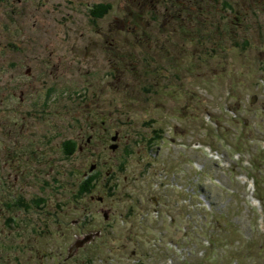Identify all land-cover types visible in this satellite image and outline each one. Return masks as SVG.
Returning <instances> with one entry per match:
<instances>
[{
  "label": "rangeland",
  "instance_id": "obj_1",
  "mask_svg": "<svg viewBox=\"0 0 264 264\" xmlns=\"http://www.w3.org/2000/svg\"><path fill=\"white\" fill-rule=\"evenodd\" d=\"M151 1H154L158 7H162L166 3V0H65L63 8L64 31L67 34L65 32L64 34H57L63 41L65 40V48L70 46V44H67L68 40L76 46L81 47L86 44L89 48V56L86 57L85 64L76 60L72 62V59L67 56L66 74H69L73 84L80 83L81 85L75 89V91L81 92L77 93V97L82 95L81 107L78 113L65 112L67 108L71 109L76 106V102H73L74 98L72 99L73 96L71 97L72 91L68 93L69 88L62 89L67 91V94H65L66 99L45 98L48 94L57 91V87L39 88L36 86L39 89H27L20 86V88L14 89L17 86L14 85L15 82L23 78L22 75L19 76V72L24 63L16 67V72L0 71V138L4 139L5 142H7L9 135L15 134L20 137L14 126L16 125L17 104L21 102L14 99L23 96L25 106L32 99H49V105L56 103L55 107L50 106V109L54 111L50 110L49 149L32 148L28 152L18 150L16 151L17 160L9 167L4 168L7 170L19 165L24 170L29 167L34 172L40 165H43L44 172L41 175H45V171L49 168L48 183L51 200L59 193V188L64 191V186L66 197L71 198L69 185H76L78 182L77 169L81 167L87 169L91 161L97 160L96 162L103 166L104 170L111 168V171L115 173L116 188L112 191L113 196L107 197L104 203H108V208L112 211L117 209L116 214L120 211L124 215L127 207L138 202L147 209L152 205L149 201L150 196L147 195L150 192L149 183L146 185L139 184V182L133 184V178L136 175L146 177L154 171L159 172V168H162L164 171L160 170V172H163V175L166 174L168 180L174 177L173 180L181 182L184 187L189 186L191 191L194 192V196L203 194L207 197L211 204L213 203L216 211L214 214L220 218V225L217 227L212 225V222L215 221L213 216H209L207 227H205L203 224L205 213L182 203V192L180 190L168 188L158 193L157 207L161 212L158 221L151 222L150 217H148L141 224H138L143 219L139 218L141 214L131 215L130 212L126 214L131 217L133 226L125 224V220L119 222V224L124 223L123 225H117L116 222L117 224L114 227H111V222L115 219L103 221V231L108 239V245H111L115 250L112 255H106L101 248L89 244L87 249L85 247V250H77L72 259L63 258L59 263H54L47 255L43 259L48 264H98L99 257H101L103 259L102 264H133L136 259L134 257L143 252L151 256L153 259L152 264H163L166 254L170 253L166 248L173 249V246L167 243L169 239H172L178 248L188 247L183 256H186L190 262H202L203 264H264V230L260 225L261 219H264V213L261 209L257 216L250 211L252 208L243 202V199H245L243 189L240 184L238 186L233 180L237 168L232 169V171L229 169V165L224 174L217 172L213 162L207 159L200 150L196 152L191 149V143L194 141L210 143L221 150L226 149V151L227 147L234 148L239 140L236 139V136L239 135L244 123L248 124L245 132L249 135V140L245 143L248 145L252 143L253 146L264 145V0H230L232 5L238 9L241 20L242 13L247 14L246 21L250 26L244 28L241 32L237 27L232 26L230 22L233 12L229 11L228 8L224 10L220 3L216 6L221 7L220 13L226 14L223 17L225 24L221 39L218 38L219 36L213 26L216 15L204 21V37L201 38V32L198 36V39L202 40H197L194 35L188 36L183 31H177L176 44L173 43L175 44L178 66L172 72L156 73L155 77L160 81L158 86L154 84L152 74L138 72L143 70V66L139 65L140 61L137 56L138 60H132V57L120 62L115 61L112 76L108 78L111 85L105 82L107 78L104 71L85 72L84 69L88 66L100 68L104 65L103 54L93 44V35L89 34L84 39L78 37L79 32L92 33L98 31L96 23H98L97 26H103V29L106 28L108 31L114 32V38H118L115 39L114 52L119 53L124 58L126 42L122 38L125 35L116 31L124 29L123 26L127 25L126 21H130L129 26H132L133 20L140 17L139 22L142 21V26L145 30L148 29L146 32H168L175 29V21L172 23L170 21L164 22L160 18H158V21H152V17H150L149 22L148 17L152 16V13L148 11V9H151ZM191 1L187 3L190 4ZM92 2H107L112 5V13H109L107 18L103 20L95 21V26H93L87 14L90 13ZM249 7L251 11L248 10ZM96 8L97 6L93 9L95 14L100 12L96 11ZM152 9L155 10V7H152ZM163 10L165 12L164 7H162V12ZM194 12L198 13L195 10ZM32 13L34 19L30 23L27 12L24 15L20 14L22 22L19 23V26L20 24L24 26L25 33H28L29 24H31L29 31H40L39 24H34V22L43 19L45 15L35 11H32ZM153 13L156 17L161 16L155 11ZM208 20L211 22H208ZM111 23L112 29L110 27ZM207 23H209V28H207ZM13 24L18 28L17 23L13 22ZM192 25L201 31L200 21H195L190 26ZM226 27H228L227 31ZM6 31L7 29L0 30V45L8 47L5 44L8 39L3 35V32ZM11 33H14V31L11 30ZM243 36L250 37V43L244 49L236 46L237 43L238 45L243 43L241 40ZM14 39H17L15 34L9 40ZM171 42L168 43L167 48H169V44L174 46ZM220 43L227 44L228 48L220 50L218 48ZM153 54L159 59L160 54L158 51ZM190 54L197 61L194 67H190L187 61ZM97 55L102 56L101 64L96 59ZM162 55L168 54L163 52ZM2 57L3 55L0 54V62L4 64L5 61L2 60ZM259 60H261V63H259ZM161 63L165 64L163 61ZM180 64H186V66H180ZM51 67V65L42 61L35 74L41 77L44 75L45 70ZM82 68L83 71L79 73ZM257 71H259V74L262 73V76L256 83L254 74ZM171 74H176L177 77L172 78ZM7 80L10 83H6ZM230 85L234 86L235 91L241 95L240 103L244 113L243 122L230 121L229 116L223 110L225 103L235 101L234 96H227ZM35 91L37 92L35 93ZM252 98L253 101H251ZM85 99L93 101V107H96L98 111H105L106 121L109 124L107 130L109 136L118 131L119 134L121 133V138L117 140L118 147L115 150L110 149L108 142L105 146L101 145L100 148H81L80 151H75L71 157L67 158L61 150L64 139L74 138L79 141L84 138V131H87V133L89 131L95 132L92 128L97 122L94 115L86 110ZM258 106L261 108H258ZM206 113L218 118L221 124V127L217 128L220 136L219 138L214 136L218 139L214 143L209 142L205 136L212 129L208 128L207 123L204 121ZM152 127L161 128L164 131L163 138L154 146L157 149L154 165H151L150 160L144 155L143 150L146 141L139 137L140 135H146ZM99 131L104 132L100 127ZM245 143L243 144L245 145ZM245 148L243 147V149ZM2 151L0 149V157L5 159L9 152ZM24 152L23 158H18V154L21 155ZM28 154H32L36 160L27 162L26 157ZM129 154L131 155L128 156ZM191 158L200 160L204 165L205 171L203 173L197 174L195 172L190 163ZM121 161L125 163L124 170L119 169ZM140 161L141 164H145L142 169H140ZM70 164H75L77 168L71 167ZM233 165H236V163ZM58 168L61 170L59 178L57 176H55V179L50 178V173L51 176L57 175L56 170ZM125 174L127 175L126 181L124 180ZM213 174L219 175L223 186L218 187L211 182L210 175ZM28 176L27 174L26 177ZM55 182L61 183L60 187L54 186ZM97 188H101V183H98ZM97 188L92 192L95 198L103 195L105 191L102 188L101 191H98ZM233 190L235 191L233 192ZM1 192L2 196H5L4 191L1 190ZM73 202L74 200L71 203L73 204ZM67 203L68 200L66 199V206ZM81 203L85 204L86 199L77 201V204ZM91 204L92 208L100 206L97 201L91 202ZM122 204L127 206H122ZM166 214L172 217L168 222H166ZM185 216H188L189 219ZM137 221L139 222L137 223ZM155 231L159 233V236L162 235L165 238L163 246H160L157 250L147 243L149 237ZM208 234H210V238L215 244L207 247L204 255L201 256V250L204 248V241L207 239ZM129 235L132 238L130 240H128ZM4 240L5 238L0 237V248L8 247L7 240L5 243ZM10 240L12 241L11 238ZM253 241L254 243H252ZM133 252H135V256L131 257ZM9 253L10 249L2 251L0 264L7 263L5 259ZM56 256H59L58 253ZM176 257L181 258V256ZM34 261L37 263L36 258H34Z\"/></svg>",
  "mask_w": 264,
  "mask_h": 264
},
{
  "label": "flooded vegetation",
  "instance_id": "obj_2",
  "mask_svg": "<svg viewBox=\"0 0 264 264\" xmlns=\"http://www.w3.org/2000/svg\"><path fill=\"white\" fill-rule=\"evenodd\" d=\"M64 2L65 0H0V30L7 29L6 32H3V35L8 39L5 42L8 47L0 45V54L1 56L3 55L2 60L5 61L4 64L0 62V71L16 72V67L24 63L19 72V76L22 75L23 78L15 82L14 85L17 86L14 89L20 88V86L27 89L57 87V91L48 94L45 98L66 99L65 94H67V91L62 89L72 88V97L76 94L75 89L81 86L80 83L73 84L69 74H66L68 67L67 56L72 59V62L76 60L85 64L86 57L89 56V48L86 44L81 47L76 46L69 40L67 44H70V46L65 48V40L63 41L57 34H64L65 32ZM32 11L44 13L45 16L38 22H34V24H39L40 31H29L31 26L29 24L28 33H25L24 26L22 24L19 26V23L22 22L20 14L24 15L27 12L30 23L34 19ZM111 11L112 8L98 17V19L107 18L108 13H111ZM13 22L18 24V28ZM97 24L98 31L92 33L79 32L78 37L79 39H84L89 34L93 35V44L103 54L104 65L100 68L88 66L84 70L104 71L107 78L105 82L109 84L110 79L108 78L112 76L114 64L115 38L112 31H108L106 28L103 30V26H97ZM110 27L112 29V23ZM11 30L14 33H11ZM13 34L16 35L17 39L9 40ZM140 34L143 39H146L145 41L149 43L151 39L154 41L157 48L152 51L151 55L154 56V61H157V56L153 53L158 51L162 55V40H166V38L162 37H167L169 34L165 36H161L160 33ZM140 34L125 33L126 50L129 54H132L133 50H135L134 41L137 42ZM48 37L51 38L49 39ZM164 53L166 54L167 52ZM96 59L101 64L102 56L97 55ZM42 61L52 67L47 68L44 75L39 77L35 72H37L38 66ZM51 69L54 70L52 71ZM156 69L159 70L160 67L156 65L155 68H147L146 70ZM82 71L83 68L79 73ZM6 83H10V81L7 80ZM36 86L39 88H36ZM22 98L23 96H19L14 99L15 101L20 100L21 103L17 104L16 122L13 120L16 123L14 126L17 130L16 133L22 138L15 134L9 135L7 142L0 138V149L9 152L5 159L0 157V237L5 238L4 243L6 240L8 242L7 248H0V255L3 250L10 249V253L5 259L6 264H34V258H36L38 264H44L43 258L46 250H48L51 234H58V242H55L56 244L58 243V253H64L65 236L63 227L65 212L61 207L53 209L52 213L50 211L51 204L47 173L42 175V177L34 178V172L29 167L25 170L19 165L7 170L4 168L6 166L9 167L17 160L16 151L18 150L28 152L34 148V144L39 145L35 146L36 149L48 148L49 99H32L25 106V101ZM7 108L9 109L10 107ZM39 121L42 123L41 126L38 124ZM101 145H103V140H101ZM25 152L21 155L18 154V158L22 159ZM26 159L27 162L35 161V157L32 154H28ZM36 172L39 174L38 170ZM27 174L30 178L29 176L26 177ZM1 190L4 191L5 196H2ZM103 215L107 216V212L103 211ZM13 243L15 244L13 245Z\"/></svg>",
  "mask_w": 264,
  "mask_h": 264
},
{
  "label": "trees",
  "instance_id": "obj_3",
  "mask_svg": "<svg viewBox=\"0 0 264 264\" xmlns=\"http://www.w3.org/2000/svg\"><path fill=\"white\" fill-rule=\"evenodd\" d=\"M172 1H174V0H166L165 4L167 6L165 8V12H164V10L162 12V7H158L155 4L154 1H151V9H148V11L150 13H152V16H149L148 18H149V22H150V17H152L151 18L152 21H158V18L162 19L164 22L170 21L172 23V22L175 21L176 22V27H175L174 30H169L168 32H146L148 29L145 30V28L142 26L143 22L142 21L139 22V18H140L139 17L137 20L136 19L133 20L132 26H129V24L131 23L130 21H126L127 25L123 26L124 29H120V30H118L116 32L117 33L118 32L126 33V31H125V28H126V29L130 30V33H132L131 30L134 29L136 31L135 33H139V34L140 33H147V34L160 33L161 36H165L166 34H171V36H169V37H162V38H166V40H168L169 43L172 41V42H174L176 44V37H177L178 32H180V31L185 32L187 30L192 31L193 29H194V31L197 30L196 27H194L193 25L192 26H190V25L196 21L195 18H194V15L196 14L194 12V10L196 11L195 7L197 6L199 8L203 1L206 3V8L198 13V16L201 17V18H203V17L212 18L215 15L217 16L218 13L215 12L214 9H217L216 4H218V3H220L222 5L223 2H225L224 6L228 5L229 7L231 5V2L229 0H192L190 2V4L187 3L190 0H175L174 9L172 10V9L168 8L169 5H170V2H172ZM96 6H97L96 11H103V10L106 11L107 9H109V7H111L110 4L107 3V2L106 3H104V2H101V3L92 2L90 8L92 9L93 7L95 8ZM152 7H155V10L152 9ZM248 10L251 11V8L249 7ZM153 11H155L157 14H159L161 16L156 17L155 14L153 13ZM237 16H238V18L236 20H234V22L238 25L237 28L241 32L242 30H244V28L249 27L250 25L246 21V18H247V14L246 13H242V20H241V17H239V15H237ZM223 17L224 16H221V15L219 17V20L222 22V27L225 24V22L223 21L224 20ZM222 27H221V34L218 37L219 39H221L222 36H223L222 33L224 32V30H223ZM227 30H228V27H226V31ZM249 38L250 37H244V36L241 37V40H242L243 43L241 45H238V43H237L236 46L237 47H242V49L246 48L248 43H250V39ZM145 40L146 39H143L141 34H140L139 39L137 40V42L134 41L135 52L133 51L132 54L129 55V57L130 58L133 57L132 60H138L139 59V61H140L139 65H141V63H142L143 70H140L138 72H142L144 74H152L154 76L153 82L155 80L157 83H160L158 78L155 77V73L172 72L173 66H172V62H171V57L174 58V56L172 54L171 55H160L161 56L160 59L165 64L163 65L161 62H159L160 64L155 63L154 62V56L151 55V54H152V51H154V49L157 48V46L154 44V41L152 39L150 40V43L148 41H145ZM166 40H165V42H167ZM220 44L219 45L221 47H223L225 49L228 48L227 44H225L224 46H222L223 43H220ZM169 45L172 46V44H169ZM172 48L174 49L173 52L175 54L176 53L175 52V45L172 46ZM140 49H141V52H140ZM136 56L138 57V59H137ZM181 61H182V59H181ZM259 63H261V60H259ZM156 65H158V67H160L159 70L158 69H156V70H146L147 68H150V69L151 68H155ZM182 66H186V65L182 64ZM258 74H259V71H258ZM259 75L262 76V73L259 74ZM259 75H256L257 76L256 80L260 77ZM170 76L172 78L177 77L176 74L175 75L171 74ZM232 96L235 97V101L231 104V107H233L234 109L240 111L241 108H242V105L240 103L241 95L239 93H237V92H234L232 94ZM103 112L105 113V111H103ZM36 116H37V114H36ZM214 118L218 121V124L221 127L219 119L216 118L215 116H214ZM95 120L97 122L96 118H95ZM238 120H240V119H232L231 121H238ZM38 124L41 126L42 125L41 121H39ZM247 126H248V124L244 123V127L246 128ZM48 128H49V130H51L50 123H48ZM162 133H163V129H161V128L154 129L152 127V128L149 129V132H147L146 135H140L139 137L143 138L148 145L154 146L157 142H159L160 138L162 137ZM86 135H87V131H84L83 132V136H86ZM147 135H149V137H147ZM88 138L89 137L87 136L84 139L85 143H87V139ZM97 138H98V134L94 135L92 138H90L91 143L93 142V139H95V142H96ZM248 138H249V135L247 136L244 133H242L238 137H236V139H239L237 141V145H236L237 147L236 148L242 149L243 147H246L247 144L245 142L248 141ZM243 143H245V145ZM36 145L37 144L33 145L34 148H35ZM37 146H39V145H37ZM80 146H81L80 141H77L74 138L65 139V140L62 141V144H61L62 151H63V153L65 154L66 157L71 156L75 151H80L81 150ZM89 165H90V163L88 164V167H89ZM262 165H264V160L262 161ZM119 166H120V168L124 169V162H121L119 164ZM257 167L258 168L261 167V162L260 161L257 162ZM79 169H80L79 170L80 173H79V177H78V179H79L78 182L76 183V185L75 184L69 185L70 193L72 195H75V196H80L81 193L85 194L87 192H90V190H92V188L94 187V184L91 182V180L93 178L92 177L93 174H91V173L88 174L87 173V175H85L84 172L87 169H83L82 167L79 168ZM261 169H263V168H261ZM56 171H57V174H58V172L60 170L57 169ZM56 171H55V174H56ZM110 174H112V173H110ZM53 176H57V175H53ZM260 177H262V176H260ZM259 189H261V188H259ZM51 202H52V200H51ZM51 202H50V204H51Z\"/></svg>",
  "mask_w": 264,
  "mask_h": 264
},
{
  "label": "water",
  "instance_id": "obj_4",
  "mask_svg": "<svg viewBox=\"0 0 264 264\" xmlns=\"http://www.w3.org/2000/svg\"><path fill=\"white\" fill-rule=\"evenodd\" d=\"M86 239H82V240H80V243H75L72 247H71V249H70V251H72L74 248H76L78 245H80V244H82L84 241H85Z\"/></svg>",
  "mask_w": 264,
  "mask_h": 264
}]
</instances>
